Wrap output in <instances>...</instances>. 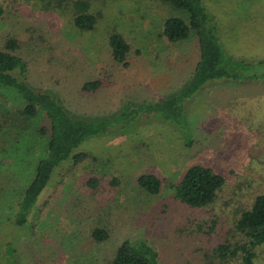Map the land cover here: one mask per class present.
I'll list each match as a JSON object with an SVG mask.
<instances>
[{
  "label": "rangeland",
  "instance_id": "374dc122",
  "mask_svg": "<svg viewBox=\"0 0 264 264\" xmlns=\"http://www.w3.org/2000/svg\"><path fill=\"white\" fill-rule=\"evenodd\" d=\"M65 1L0 0V49L15 39L12 52L26 63L25 81L53 93L69 111L107 115L127 101H159L191 72L195 39L169 42L159 35L163 19L183 11L156 0H89L100 16L80 32L70 25ZM201 2L225 58L241 63L231 65L235 76L204 83L182 102L176 121L140 114L123 128L83 140L75 151L87 157L53 169L22 226L10 217L44 152L46 135L37 128L46 119L38 113L18 128L6 126L1 117L22 100L0 86V264H11L6 243L16 264H108L124 239L146 241L161 264H238L213 250L238 238L229 231L237 210L264 193V0ZM111 32L130 46L126 67L111 60ZM97 78L100 88L79 92ZM197 163L223 176L224 184L213 203L189 208L170 198L169 184ZM141 173L161 178L156 195L137 187ZM89 177L98 178L95 189L86 184ZM94 226L106 230L105 240L91 238ZM254 262L264 264V244L254 248Z\"/></svg>",
  "mask_w": 264,
  "mask_h": 264
},
{
  "label": "trees",
  "instance_id": "16d2710c",
  "mask_svg": "<svg viewBox=\"0 0 264 264\" xmlns=\"http://www.w3.org/2000/svg\"><path fill=\"white\" fill-rule=\"evenodd\" d=\"M47 3L50 0H23ZM160 3L183 11L184 16H167L162 21L159 35L169 42L195 39L197 57L191 72L180 83L178 90L166 94L159 101L147 103L126 102L124 107L114 114L88 115L69 111L57 97L47 90L35 89L25 81L26 63L12 51L18 48L15 39L7 38L0 49V86L10 88L21 98L22 104L7 116H2L6 126L25 125V120L40 113L46 119V124L37 128L40 134L46 135L45 149L42 156L34 165L33 174L24 186L15 202V209L10 217L14 226H22L29 211L42 194L53 169L64 160L70 159L75 165L87 157L82 151H75L76 147L86 138L106 134L108 131L123 128L133 122L140 114L150 115L159 113L164 120H178L181 114L182 102L192 96L204 83L219 79L231 78L235 74L232 66L241 63L226 59L218 43L216 26L205 11L201 0H156ZM70 3L72 28L83 32L93 28L100 13L90 10L89 0H66ZM2 9L0 7V15ZM108 46L111 60L115 64L126 67V56L130 46L124 37L111 32L108 35ZM137 53V51L135 52ZM237 68V67H236ZM103 80L100 78L88 80L79 86V92L88 94L100 88ZM137 187L145 195H156L161 186V178L152 173H141L136 176ZM98 178L89 177L87 185L95 189ZM114 184V181H110ZM224 184V177L212 168L203 164H191L186 167L180 178L172 188L171 199L189 208H202L215 200ZM238 238L232 242L218 243L214 252L221 258L238 259V264H255L254 248L264 244V193L255 194L247 207L239 208L231 229ZM90 236L95 242L107 238L104 228L94 226ZM13 247L5 244V254L11 264H16ZM108 264H161L156 249L146 241L138 239L122 240L108 260Z\"/></svg>",
  "mask_w": 264,
  "mask_h": 264
}]
</instances>
